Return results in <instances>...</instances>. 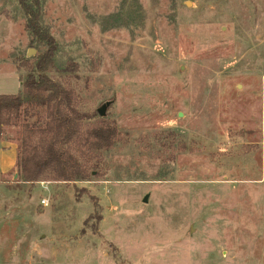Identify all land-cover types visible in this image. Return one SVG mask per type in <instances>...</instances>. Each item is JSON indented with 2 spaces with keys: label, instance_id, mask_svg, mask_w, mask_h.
<instances>
[{
  "label": "rangeland",
  "instance_id": "374dc122",
  "mask_svg": "<svg viewBox=\"0 0 264 264\" xmlns=\"http://www.w3.org/2000/svg\"><path fill=\"white\" fill-rule=\"evenodd\" d=\"M39 2L80 133L108 120L118 136L70 144L80 182L24 183L4 151L0 264H264V0ZM35 41L0 0V95L21 91ZM22 122L40 136L45 109Z\"/></svg>",
  "mask_w": 264,
  "mask_h": 264
},
{
  "label": "trees",
  "instance_id": "16d2710c",
  "mask_svg": "<svg viewBox=\"0 0 264 264\" xmlns=\"http://www.w3.org/2000/svg\"><path fill=\"white\" fill-rule=\"evenodd\" d=\"M26 16V29L43 48L31 60H23L28 70L22 79L21 91L15 95H0V140L6 128H20L17 138L15 167L24 183H36L42 177L55 181H86L89 172L71 153L70 144L76 142L81 154L99 153L110 149L117 140L112 121L99 120L80 133L77 122L81 117L71 108V94L49 78L54 67L57 44L39 23V0H18ZM45 109L46 125L38 136V129L28 122L37 109Z\"/></svg>",
  "mask_w": 264,
  "mask_h": 264
},
{
  "label": "crops",
  "instance_id": "0c3cea01",
  "mask_svg": "<svg viewBox=\"0 0 264 264\" xmlns=\"http://www.w3.org/2000/svg\"><path fill=\"white\" fill-rule=\"evenodd\" d=\"M6 145L7 146H4V147H2V148H4V150H0V157L2 156V155H4V151L5 150H9L8 151V153H9V155H12V156H14V159H15V155H16V145H14V144H9V143H6ZM14 165V160L11 162V164L9 165V166H13ZM0 166L2 167V166H6V164H4V162L1 160V158H0ZM2 169L0 168V171H1Z\"/></svg>",
  "mask_w": 264,
  "mask_h": 264
},
{
  "label": "water",
  "instance_id": "95a60500",
  "mask_svg": "<svg viewBox=\"0 0 264 264\" xmlns=\"http://www.w3.org/2000/svg\"><path fill=\"white\" fill-rule=\"evenodd\" d=\"M31 53L28 52L27 57L30 56ZM111 102H106L103 105L100 106V108L97 110L98 114L100 117H104L105 116V112L108 106H110ZM145 201V200H144Z\"/></svg>",
  "mask_w": 264,
  "mask_h": 264
},
{
  "label": "built area",
  "instance_id": "2783aa9c",
  "mask_svg": "<svg viewBox=\"0 0 264 264\" xmlns=\"http://www.w3.org/2000/svg\"><path fill=\"white\" fill-rule=\"evenodd\" d=\"M41 204H42L43 206H47V205H48V202H47V200H42V201H41Z\"/></svg>",
  "mask_w": 264,
  "mask_h": 264
}]
</instances>
